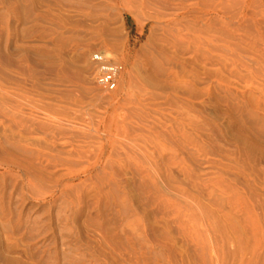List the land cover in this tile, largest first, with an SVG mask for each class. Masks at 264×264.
<instances>
[{
	"label": "rangeland",
	"instance_id": "obj_1",
	"mask_svg": "<svg viewBox=\"0 0 264 264\" xmlns=\"http://www.w3.org/2000/svg\"><path fill=\"white\" fill-rule=\"evenodd\" d=\"M245 3L264 24V0ZM134 4L0 0V264L260 263L264 246L252 240L246 248L223 243L220 257L199 249L192 229L201 227L188 218L201 215L197 208L177 215L169 188L218 215L226 201L217 184L264 198V38L230 18L245 49L214 39L205 65L181 52L173 63L154 49L159 24ZM101 52L115 64L113 86L97 83L92 56ZM165 69L203 91L193 109L173 103L160 112ZM5 95L20 107L11 110ZM180 116L203 128H182ZM156 125L173 129L174 141ZM247 145L254 157L241 153Z\"/></svg>",
	"mask_w": 264,
	"mask_h": 264
},
{
	"label": "bare ground",
	"instance_id": "obj_2",
	"mask_svg": "<svg viewBox=\"0 0 264 264\" xmlns=\"http://www.w3.org/2000/svg\"><path fill=\"white\" fill-rule=\"evenodd\" d=\"M122 1H125L126 3H131V2L135 3L137 7H141L147 9V11H150L149 18L157 22L162 30V36H161L162 44L158 45L156 48H154L153 46L152 47L155 49V51H158L161 54V56H163L165 59L173 63L180 62L178 54L181 52L183 54L184 53L191 54L195 62L203 63L205 65L212 58L210 57V52H211L210 46L212 47V45H214V39L217 42H221L223 47L226 48L245 49L247 45L245 44L243 38L242 37L237 38L232 32H230V30L227 27V20L230 18H235L236 20L239 21L241 20L240 22H237L238 24L237 28L240 29L243 33L246 32L252 34L255 36L256 39L257 38L260 39L261 37L264 38V27H262L264 26V24H261V22L257 19L249 17L250 13H248L246 10L247 5L245 3V0H122ZM237 5H240V8L233 9V7ZM243 21H247V22L249 21V23L244 24ZM101 54L102 55L104 54L103 56L105 57L109 53L101 52ZM159 56L160 55L158 54V57ZM180 70L183 71V69ZM186 70L187 68L184 69V72ZM159 71H162V69ZM166 71H168V69ZM175 71L174 70L170 71V73L168 71L169 74L165 79L164 90L166 92V95H165V101L162 104H160L159 107L161 108L162 106L163 108V109L161 108L160 110L161 113L165 112L163 105L172 106L173 103L177 108L181 107L182 103H183V107L185 105L187 107L192 108L194 106L193 100H195L203 92V91L202 92L197 91L190 82L186 80H181L182 78L180 79L178 77V74L176 73L177 71L176 72ZM181 73L182 72H179V74ZM188 74L189 73H186V77L188 76ZM1 98L2 101L5 100L4 102L11 110L19 106V105L15 106L16 102L12 104L11 99H9V97L7 98L6 95ZM157 98L154 97L150 100L155 101ZM175 100H178L179 105L176 104ZM151 106L156 108L159 105L154 103H152L151 105L150 103V107ZM179 119H180L179 125H181L182 128L188 126L192 131H197L199 128L200 129L203 128V126H200L197 123V121L193 119H187L182 116H180ZM178 128L180 129V127ZM151 129H153L154 131H163L164 134L162 136L164 137L166 136L167 139L174 141L173 136L169 132V131L174 132L173 129L167 131L162 126L157 128V125L155 127H152ZM176 132H178L177 134H179V131ZM175 146L180 148L181 143L179 141H176ZM253 150H254L253 147L247 145L241 148V153H243L247 157H254ZM141 156L143 157L144 161L152 167L155 173H157L160 170L155 159L150 160L149 157L147 156L144 155ZM173 157L176 159L175 156ZM169 158L172 159V156H170ZM192 177L193 175L191 172L186 173L187 180H189L190 178L192 179ZM217 186L218 187H215L214 190H217V192L222 197H224L226 201V203H222V206H218L217 210L221 212L220 215H218L219 213L217 211L215 212L212 210L209 211V209L205 207V205L201 204L197 199H195V197L186 194L184 191L174 188L172 189L169 188L171 193H173L175 197H178L179 200L178 202L174 203V210L177 215L180 214L182 210L184 211L191 210L192 208H197L198 213L201 215L200 217L191 216L190 218H188V221L190 223L189 226L191 228H195L197 224H199V227H201L202 232L192 229L193 230L192 239L195 245L199 247V249L201 250L207 249L208 252L206 253L209 252L215 253L217 256L223 255V252L225 250V249L223 250V246H224L223 243H227V242L229 243V241L232 243L233 240H236L237 242L236 244L242 245L244 243V247L245 244L247 245L248 242H250L251 240L253 241L252 245L255 248L264 246V198H261L258 195L254 196L250 193L240 194L234 192L235 194H231L232 189L230 187L223 186V184L222 185L217 184ZM201 220L203 222H200ZM227 231H229L231 235H227L228 234L226 233ZM232 235L233 237H231ZM254 247L253 248L251 247L253 251H254ZM228 252H230V250H228L227 253ZM225 253L226 252H224V254ZM232 253L234 252L232 251L231 254L230 253L229 254L232 255ZM258 253L259 252H257V255L260 257ZM262 253H264V251L260 252L261 257L264 258V255H262ZM248 254L249 253H247V255ZM240 255L241 254H239V256ZM205 256H209V254ZM261 257L259 264H261L262 262ZM234 258L233 260L235 261ZM235 263L237 264V262ZM242 264H247V263L245 262Z\"/></svg>",
	"mask_w": 264,
	"mask_h": 264
},
{
	"label": "built area",
	"instance_id": "obj_3",
	"mask_svg": "<svg viewBox=\"0 0 264 264\" xmlns=\"http://www.w3.org/2000/svg\"><path fill=\"white\" fill-rule=\"evenodd\" d=\"M104 55V54H103ZM101 53H95L92 56L93 61L99 68L97 83L101 86H113L116 76L115 64L112 59H106Z\"/></svg>",
	"mask_w": 264,
	"mask_h": 264
}]
</instances>
